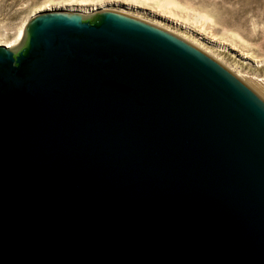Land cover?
<instances>
[{
	"label": "water",
	"instance_id": "obj_1",
	"mask_svg": "<svg viewBox=\"0 0 264 264\" xmlns=\"http://www.w3.org/2000/svg\"><path fill=\"white\" fill-rule=\"evenodd\" d=\"M214 62L109 10L0 45V264H264V102Z\"/></svg>",
	"mask_w": 264,
	"mask_h": 264
},
{
	"label": "rangeland",
	"instance_id": "obj_2",
	"mask_svg": "<svg viewBox=\"0 0 264 264\" xmlns=\"http://www.w3.org/2000/svg\"><path fill=\"white\" fill-rule=\"evenodd\" d=\"M68 3L74 6L69 9ZM133 3H139V7L133 6ZM64 4L67 11L82 15L104 6L137 16L185 38L236 75L264 102V0H0V43L12 44L21 31L20 39L11 47V50L17 51L23 45L25 25L31 17L45 5L61 10ZM144 7L152 8L159 14H174L193 21L198 30L216 40L200 35L190 27L175 24L171 19L149 12ZM85 10L88 11L82 13ZM222 41L229 45L222 44ZM231 44L236 49L231 48ZM241 53H247L257 61Z\"/></svg>",
	"mask_w": 264,
	"mask_h": 264
},
{
	"label": "bare ground",
	"instance_id": "obj_3",
	"mask_svg": "<svg viewBox=\"0 0 264 264\" xmlns=\"http://www.w3.org/2000/svg\"><path fill=\"white\" fill-rule=\"evenodd\" d=\"M137 2V1H136ZM120 3V2H119ZM126 3V2H125ZM128 4V3H127ZM134 5L133 6H138V4H136V3H133ZM66 4H64V7H62V8H60L61 10L63 9V11H67V8H69V9H71L70 7H72V6H74V4L73 3H68L67 4V8H66V6H65ZM79 5H81V4H79ZM60 7V6H59ZM139 7V6H138ZM141 7V6H140ZM76 8H78L79 9V7H76ZM144 8H146L149 12H152V13H158V15H160V16H164V17H167V18H169V19H171L175 24H178V25H181V26H184V28L186 27H190V28H192V29H194V31H196V32H198L200 35H203V36H207L208 34L207 33H205V32H203V31H201V30H198L197 28H196V24L192 21H189V20H186V19H184V18H181L180 16H177V15H174V14H169V15H165V14H162V13H160L159 14V12H157V11H155L154 9H152V8H149V7H144ZM65 9V10H64ZM91 9H93L92 7H91ZM54 10H57L56 9V6H50V5H45V6H43V8L41 9V11H54ZM99 10H109V11H113V10H110V9H108L107 7H104V6H102L100 9H97V10H95V11H99ZM86 11H88V10H85V11H82V13H85ZM68 12H70V11H68ZM92 12H94V11H92ZM92 12H89V13H92ZM74 13V12H73ZM89 13H87V14H89ZM87 14H84L83 16H85V15H87ZM82 15V14H81ZM133 17V16H132ZM135 18H137V16H134ZM137 19H139V18H137ZM141 20V19H140ZM148 23V22H147ZM151 24V23H150ZM156 26V25H155ZM158 27V26H157ZM160 29H162V30H164V31H166V32H168V33H170L169 31H167V30H165V29H163V28H161V27H159ZM21 32V31H20ZM19 32V35L16 37V39H14V42L12 43V44H1L0 43V45H4L5 47H7V48H9V49H11V47H12V45H15L17 42H18V40L20 39V35H21V33ZM170 34H173V33H170ZM174 35V34H173ZM175 36H177V35H175ZM179 39H181L182 41H184V42H186L187 44H189V45H191V46H193L191 43H189V42H187L186 40H184V39H182L181 37H179V36H177ZM207 37H209L211 40H213V41H215L216 40V38H214L213 36H207ZM222 44H228L229 45V43H227V42H225V41H222L221 42ZM194 48H196L197 50H199L200 51V53H202V55L205 57V58H207L208 60H212V61H215L214 63H216V64H218V65H220V66H222L221 64H219L216 60H214L212 57H210L209 56V54H206L205 53V51L203 52L202 50H200L201 48L198 46V48L197 47H195V46H193ZM200 48V49H199ZM231 48H234V49H236L235 48V46L234 45H232L231 44ZM242 54V56L244 55V57H250V58H252L251 56H249L247 53H241ZM253 59V61H257L255 58H252ZM211 62V61H210ZM223 67V66H222ZM225 70L226 71H228L226 68H225ZM229 72V71H228ZM230 74H231V76H233V77H235V79L239 82L240 80L236 77V75H233L231 72H229ZM241 82V81H240ZM242 83V82H241Z\"/></svg>",
	"mask_w": 264,
	"mask_h": 264
}]
</instances>
